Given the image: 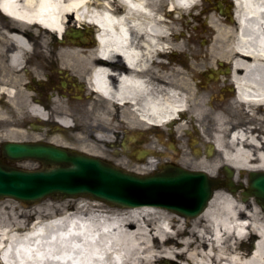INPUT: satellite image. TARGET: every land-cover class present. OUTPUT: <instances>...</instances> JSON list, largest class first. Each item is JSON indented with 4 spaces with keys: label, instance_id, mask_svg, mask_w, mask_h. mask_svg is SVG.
I'll use <instances>...</instances> for the list:
<instances>
[{
    "label": "bare ground",
    "instance_id": "obj_1",
    "mask_svg": "<svg viewBox=\"0 0 264 264\" xmlns=\"http://www.w3.org/2000/svg\"><path fill=\"white\" fill-rule=\"evenodd\" d=\"M233 1L235 11L232 17L227 15L229 7H225L224 2L221 14L218 13L219 7L210 14V37L206 40V49L212 54V60L225 59L235 69L233 79L238 87L237 101L242 110L235 121L222 112L210 117L212 129L210 137L206 136V142L210 152H215V159L209 163H181L188 168L198 167L210 175H215L225 166L241 174L264 172V0ZM98 2L0 0V11L7 23L0 27V57L5 59L6 56L7 61V65L0 67L1 104L4 105L3 98L7 97L10 109L16 110L19 117L27 115L47 123L54 118L61 134L50 135L48 142L51 144L88 154L91 153L87 150L89 144L113 145L111 135L119 132L111 125V114L89 110L91 118L82 126H87L91 134L97 132V135L67 137L65 134L75 129L74 117L54 99L51 101L52 110L44 108L20 73L25 70L27 76H35L26 67V56H30L38 45L45 47V34L61 35L64 27L67 34L74 22L76 29L83 26L98 29L96 40L99 49L59 48L57 56L62 68L76 78L89 72L90 88L105 97L108 104L115 107L121 104L123 112L127 108L139 111L140 114H135L137 117L133 112L128 117L123 113L128 123L138 119L149 126L166 127L177 121L178 126L174 130L178 132L190 114V98L178 89L179 85L187 86V82L166 85L159 93L141 80L124 76L118 90H114L107 65L95 63L96 57L109 60L119 53L135 66L141 54L148 61L160 51L178 50L173 41L179 33L175 18L167 21L157 9L165 0ZM200 3L201 0H170L169 7L170 11L180 9L186 12ZM125 7L128 9L124 11L126 15H115ZM132 28L142 34L144 50L141 54L131 49L134 46L130 34ZM63 38L65 40V35ZM189 42L186 39V45ZM176 57L182 58L183 55L174 54L172 59ZM61 73L67 74L68 82L76 80L64 71ZM36 78H41V75L36 73ZM40 85L45 87L46 83ZM136 89L140 97L134 94ZM202 119L201 108L196 109L192 120L203 127ZM243 125H248L249 129L236 130ZM193 132L189 135L196 140ZM6 138L18 141L29 136L27 132L19 131L17 134L10 132ZM77 205L78 213L62 218L60 224L50 221L65 214L70 205L62 204L56 211L48 206L45 210L47 222H39L19 235L17 232L24 226L22 217L4 214L0 220V264H264V210L254 199L245 205L239 196L225 190L217 191L207 209L190 221L154 206L104 210L101 201H80ZM170 225L174 226L172 234L163 229V226ZM246 230L250 232L251 239H256L252 251L251 246L245 243L248 237ZM8 245L10 256L8 253L4 256Z\"/></svg>",
    "mask_w": 264,
    "mask_h": 264
},
{
    "label": "water",
    "instance_id": "obj_2",
    "mask_svg": "<svg viewBox=\"0 0 264 264\" xmlns=\"http://www.w3.org/2000/svg\"><path fill=\"white\" fill-rule=\"evenodd\" d=\"M5 159L12 163L35 161L42 166L23 170L0 160V199L12 198L32 204L53 198L90 197L118 207L156 206L195 218L209 205L222 187L220 180L204 171H190L167 164L147 176L129 173L101 158L69 148L44 144L7 142L2 145ZM228 178L234 172L225 168ZM243 200L255 197L264 209V172L249 175ZM233 193L238 192L233 182Z\"/></svg>",
    "mask_w": 264,
    "mask_h": 264
},
{
    "label": "flooded vegetation",
    "instance_id": "obj_3",
    "mask_svg": "<svg viewBox=\"0 0 264 264\" xmlns=\"http://www.w3.org/2000/svg\"><path fill=\"white\" fill-rule=\"evenodd\" d=\"M170 0H165L159 8V13L166 14L168 20L172 17H176L174 14V9L170 11L169 4ZM207 3V7L201 6L199 9L200 16L194 17L196 12L189 13L193 18L199 22H202L204 17L210 14L215 7H219L220 0H204L202 2ZM128 11L125 7L124 11ZM190 18V17H189ZM191 19V18H190ZM6 22L2 23L6 25ZM179 21H176V27H179ZM130 26H132L130 24ZM186 30H188V25L185 23ZM131 37L134 41V46L131 47L133 51L140 54L144 50L142 46V34H138L135 29L130 30ZM92 49L97 50L99 47L95 44H91ZM178 55L176 51H168L166 54L163 51L155 53L151 58L146 61V56L141 54L139 63L135 66L131 65L123 55L115 53L109 60L101 59L100 57L95 58V63L97 65H107L109 72V81L111 87L114 90H118L120 87L121 79L124 76L134 77L135 79L141 80L147 83L148 86L154 92H162L164 86L175 83L179 81L180 73L184 74V80L189 85V98H190V115H193L196 109L201 108L203 112L202 123L205 125L211 123V116L215 113L222 112L235 121V115L242 110L241 105L238 103V87L234 82L233 76L236 73L232 65L228 61L222 59V61L203 60V57L207 59V56L197 57L195 55L189 56L186 54L183 59L176 57L172 59L173 55ZM90 73L85 72L84 76L80 78L78 93L79 101H84L83 104L78 106L76 109L83 121L80 126L84 125L85 120H89L91 117L89 110L97 114H111L118 119H113L112 127L120 129L122 135H111L112 144H100L101 148L99 153L106 159L113 161L119 165H137L142 161L146 160L148 151L158 154L159 151L164 149L163 142L156 136L153 131L156 128H151L147 131V126L140 122L138 119L134 120L133 123H128L126 119L123 118V113L130 116L132 112L134 115L140 114L135 108L129 110L128 108L123 112L120 108L121 104L115 105L108 104V100L103 97L97 90L91 89L89 86ZM174 85V84H173ZM72 87H67L66 91L71 93ZM134 94L140 97L141 94L138 90H134ZM70 97H72L70 95ZM91 105V106H89ZM241 107V109H240ZM135 115V117H137ZM192 119V117H191ZM199 126L198 123L192 120L191 128L193 130ZM87 127V126H86ZM212 128V125L210 126ZM4 130L0 126V131ZM144 135H130L132 133H140L143 131ZM93 136L97 135V132H93ZM1 156V150H0ZM222 177V174H220ZM221 180L226 181L225 177Z\"/></svg>",
    "mask_w": 264,
    "mask_h": 264
},
{
    "label": "rangeland",
    "instance_id": "obj_4",
    "mask_svg": "<svg viewBox=\"0 0 264 264\" xmlns=\"http://www.w3.org/2000/svg\"><path fill=\"white\" fill-rule=\"evenodd\" d=\"M96 1L98 2V0ZM184 13H185L184 11L179 10V16H177V20L180 23L178 27L179 33L173 39L174 44L176 45V48H178L180 52L184 51L185 54H188L189 56L195 55L201 58L202 56H207V59L203 57V60H200L201 62L210 60V56L212 54H210L206 49V44H207L206 40H208V38L210 37L209 28H208L209 27L208 19H206L205 25H203V24H199V22L197 21L196 22L193 20L191 21L186 16L184 17L183 16ZM2 23L3 22L1 21V18H0V27H2L1 26ZM184 23L188 24V26L190 25L188 31H186V27ZM76 26L77 25L73 22V26L69 27L68 31L73 32ZM82 28L86 29L84 26ZM39 33L41 34L40 31ZM43 35L44 34H42L41 36L43 37ZM44 36H45L44 38L46 41L45 47L42 48L41 46L38 45V47H36L35 50L33 51V54H31L30 57L28 58L29 59L28 65H26V67H28L31 73L35 74V76L33 75L29 77L26 75L25 70H23L20 73L24 76V82L25 84L29 86V88L31 89V92L35 94L36 100H38L44 108H46L47 110H52L53 107L50 101V96H51V98H55L54 100L57 102V104L61 103L62 106L64 105V109L74 117L75 121L76 120L78 121V123L76 121V125H74V128H75L74 131L69 134H65V136L67 137L92 136V134L90 133V131L87 129L86 126L85 127L80 126L83 119L81 118V115L79 114L80 112H78L76 109H78V106L83 104L84 101H79L77 99L79 97L78 90L76 91V88H75V92L73 90L71 91V93H69L68 91L64 89L63 93H60L62 94L61 96H59L57 93H54L55 92L54 90L61 92L63 90L62 83L66 82V80L68 79L67 74L63 75L61 73L62 71L68 73V75L70 74L73 78L76 79V77H74V74H72L71 72H67L66 70L62 68L61 62L58 60V56H57L58 49L61 47L73 48L74 46H77L78 44L72 43L70 41H66L65 43H59L56 41V38L54 37V35H52L51 33L50 34L47 33ZM186 39H189L190 41L189 44L187 45L185 43ZM5 59H6V56H5ZM5 59H1L0 57V67H2L3 65H7V61ZM36 73L37 74L39 73L41 75V78H36ZM0 78H1V74H0ZM180 78L181 80H183L182 76ZM50 79L52 82H49ZM79 81L81 80L79 79ZM42 83L43 84L46 83L47 86L42 87L40 85ZM178 89L184 92V94L189 95L188 85L187 86L179 85ZM53 93L55 95L52 96L51 94ZM70 95L72 97H70ZM1 97L2 95L0 94V126H2L4 130L0 131V141H3L7 136L9 137L10 132L15 133V134H17V132L19 131L27 132V135L29 136V138L20 139L18 141L45 142V143H48V137L50 135L52 136L55 134H61L58 128L59 126L45 123L42 120H39L38 118L30 117L27 115H23L22 117H19L16 113V110L13 111L12 109H10L8 104H6V102L8 101V98H4L3 101H5V105L4 106L1 105V99H2ZM239 114H240V111L234 117L235 118L238 117ZM191 117L192 115H190L189 119L184 120L181 123L182 126H180L178 132H176L173 129V134H170L168 129L165 128L163 130L164 133H158L157 136L161 137L163 142L167 145L165 149V158L171 159L176 164L190 162V161L194 163L198 162V164H200L201 162L204 163L205 161L206 163H209L210 161L215 159V155H214L215 153L212 154L213 155L212 157H201V159H199L198 161L196 160L194 161V153L192 149L193 141L189 135V133L192 131L191 130V122H192ZM114 119H118L117 116L114 117ZM111 125H112V122H111ZM177 126L178 124L175 125V128ZM210 126H211V123L208 124L207 122L201 130L196 131V133L193 132L195 135L196 141H200V140L204 141L203 137H205V139H206V136L208 138L210 137V134H208L210 133L209 132L211 129ZM119 130L120 129H118V132H120ZM170 145H175L176 149H172ZM100 148H101L100 144H89L87 146V150L90 151L91 153H99ZM199 149H201L202 152H204L206 148L202 144L201 148ZM143 163H140L134 167H129L127 168V170L131 172H136L137 167L139 168V165ZM180 165L181 167L183 166L182 164ZM17 167L33 169L37 167V164L31 161L23 162V163H18ZM184 167L185 166H183V168ZM145 168L146 167L144 166V170H146ZM185 168L187 169L188 167H185ZM188 169L199 170L200 168L195 167V168H188ZM138 170H141V169L139 168ZM244 183L245 185H248V180L246 179ZM225 191L229 192L228 190H225ZM235 196H239L240 201L243 204L245 205L249 204V202L245 203L243 201V196L241 195V193H238ZM73 200H78V202L88 201L92 203L96 201L88 197H77V198H69V199L47 198L41 202L27 205V204H23L21 202H18L12 199H3V200H0V220L3 218L4 214L10 215L11 217L20 216L22 217L21 219H23L24 221L23 227H26L28 229L29 228L28 224L33 219L40 220L43 222L47 220L45 218V214H46L45 210L50 205L55 209V211L56 209L58 210L59 206H61L62 204L70 205L69 208L73 210H79V207L77 205L78 202L75 203V201ZM113 207L114 206H111L106 203H104L103 205L104 210H110ZM188 220L190 221L192 219H188ZM27 229H25V231ZM250 243L251 241L248 242V244ZM250 250L252 251L253 248L251 247Z\"/></svg>",
    "mask_w": 264,
    "mask_h": 264
}]
</instances>
